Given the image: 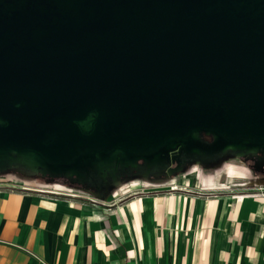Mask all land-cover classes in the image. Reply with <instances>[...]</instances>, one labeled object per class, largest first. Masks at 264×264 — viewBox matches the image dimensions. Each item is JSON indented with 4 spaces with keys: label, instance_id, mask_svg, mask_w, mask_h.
<instances>
[{
    "label": "water",
    "instance_id": "obj_1",
    "mask_svg": "<svg viewBox=\"0 0 264 264\" xmlns=\"http://www.w3.org/2000/svg\"><path fill=\"white\" fill-rule=\"evenodd\" d=\"M178 150H264V0H0V163L101 189Z\"/></svg>",
    "mask_w": 264,
    "mask_h": 264
},
{
    "label": "crops",
    "instance_id": "obj_2",
    "mask_svg": "<svg viewBox=\"0 0 264 264\" xmlns=\"http://www.w3.org/2000/svg\"><path fill=\"white\" fill-rule=\"evenodd\" d=\"M194 171L85 194L0 183V264H264V183Z\"/></svg>",
    "mask_w": 264,
    "mask_h": 264
},
{
    "label": "rangeland",
    "instance_id": "obj_3",
    "mask_svg": "<svg viewBox=\"0 0 264 264\" xmlns=\"http://www.w3.org/2000/svg\"><path fill=\"white\" fill-rule=\"evenodd\" d=\"M263 161L264 156L261 154V151L241 154L232 150H226L224 153L220 154V156L218 155L201 159L197 164L187 167L186 170L179 171L178 173H175L171 176L165 175L163 177L164 179H176L179 178L181 174L186 173L187 170H195V173L197 170H204L206 174H212L215 177V183L218 184L223 183L224 185H231L233 183L243 182V180L248 178H251L252 182L255 181V184L264 183ZM144 165L142 166L140 163L139 167L136 168L137 171L135 168L132 170L125 169L124 171L119 170V174L125 175L123 172L126 174L135 172L134 175L139 176L141 169L148 168ZM160 172H162V169ZM38 173L39 171L31 169L26 164H23L15 159H12L6 163H0V183H24V181H27L31 182L33 185H45L47 188L50 187L51 190L55 189V187H58L57 189H59V191L69 194H85L90 192V190L87 188L82 189L79 185L73 184L70 187V179L68 178L52 179L42 177V175H38Z\"/></svg>",
    "mask_w": 264,
    "mask_h": 264
},
{
    "label": "flooded vegetation",
    "instance_id": "obj_4",
    "mask_svg": "<svg viewBox=\"0 0 264 264\" xmlns=\"http://www.w3.org/2000/svg\"><path fill=\"white\" fill-rule=\"evenodd\" d=\"M202 142H204L205 144H208L211 142V140H209V138L207 139L206 137H203ZM260 151H261V154H263V156H264V150H260ZM220 154H222V153H219L217 155L206 156V154L204 155L203 151L202 152L199 151L198 154L191 153L188 150L171 151V154L169 156L170 159L165 161V163L162 167V172H155V170L152 168L149 173H146V171L148 169L147 168V169H141L139 172L140 173L139 176H135L134 175L135 172H132L133 174L132 173L126 174L125 172H123V174H125V175H122V174H119L120 171L118 170L117 174L120 175L119 180H118V184L123 183V182H127V181H132V180H152V181L163 180L164 179L163 176L168 175L167 172L169 170L173 174L179 172V171L175 172V170L180 166L179 163L181 164V167H183V170H186L187 167L192 166L194 164H197L201 159L210 158V157H214V156H218V155L220 156ZM199 155H201V156H199ZM202 157H205V158H202ZM140 163L142 164V166L144 165V163L142 161ZM203 163H206V162H203ZM120 170H122V169L120 168ZM136 171H137V169H136ZM112 173H113V171L112 172L109 171L107 173L108 175L106 178H102V177L99 178L98 177V179L100 181L99 183H101V182L103 183L101 190L105 189V188H111V187H114L117 185V184H113ZM39 174L42 175V177H47V178H52V179H55V178H66L67 179L68 178V179H70V181H69L71 184L70 187L74 184V185H79L82 189L87 188L88 190H91V191H98L97 185L95 184V182L92 181V178H90V177H87L86 179L83 180V179H79L77 176L76 177L75 176L69 177L66 175H52L49 172L43 171L42 169L39 170L38 175Z\"/></svg>",
    "mask_w": 264,
    "mask_h": 264
},
{
    "label": "trees",
    "instance_id": "obj_5",
    "mask_svg": "<svg viewBox=\"0 0 264 264\" xmlns=\"http://www.w3.org/2000/svg\"><path fill=\"white\" fill-rule=\"evenodd\" d=\"M207 139L209 138V140L211 139L210 137H206ZM1 179V178H0Z\"/></svg>",
    "mask_w": 264,
    "mask_h": 264
}]
</instances>
